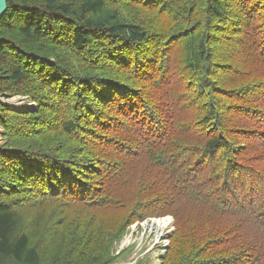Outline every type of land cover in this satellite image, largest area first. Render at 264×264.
<instances>
[{
	"label": "trees",
	"instance_id": "1",
	"mask_svg": "<svg viewBox=\"0 0 264 264\" xmlns=\"http://www.w3.org/2000/svg\"><path fill=\"white\" fill-rule=\"evenodd\" d=\"M15 96L0 264H150L111 250L166 216L161 264H264V0H7Z\"/></svg>",
	"mask_w": 264,
	"mask_h": 264
},
{
	"label": "rangeland",
	"instance_id": "2",
	"mask_svg": "<svg viewBox=\"0 0 264 264\" xmlns=\"http://www.w3.org/2000/svg\"><path fill=\"white\" fill-rule=\"evenodd\" d=\"M0 101H2V103L4 104H11L14 105L17 108H24L29 106L30 107H35V104L32 102H29L26 98L21 97V96H15V97H10V98H0ZM22 104V105H20ZM10 107V105H9ZM19 109V110H20ZM3 138H2V130L0 129V145L3 142ZM149 218L143 220L146 222H143L141 224H134V226H140L142 225V227L139 228H143L138 230L139 232H133V228L130 230V233L128 232L127 235H125V237L117 244V246H113L112 250L113 252L117 251L119 249V246L121 245V243L123 244H132L133 242L137 243V248H141V245L145 243V251L143 252L144 254L150 255V258L148 259L153 264H161V258L163 257L164 253H165V248H160V245L157 244V237L150 235L151 233L147 230V226L153 225L156 223V219H153V221H148ZM142 222V221H140ZM153 228H156V226H150ZM132 232V233H131ZM148 232V233H147ZM158 235L159 238L162 237V235H166V231L164 232V234L160 233V228L158 227ZM116 245V244H115ZM125 248V247H124ZM122 250V249H120ZM132 263V262H131ZM131 263H126V264H131Z\"/></svg>",
	"mask_w": 264,
	"mask_h": 264
},
{
	"label": "built area",
	"instance_id": "3",
	"mask_svg": "<svg viewBox=\"0 0 264 264\" xmlns=\"http://www.w3.org/2000/svg\"><path fill=\"white\" fill-rule=\"evenodd\" d=\"M0 98H2V97H0ZM1 103H2V101H0ZM4 104V103H3ZM7 106H9L10 105V107L11 108H17V107H14V105H11V104H6ZM29 107V106H28ZM28 107H25V108H28ZM30 108H34V107H30ZM159 220H162V219H156V221H159ZM148 221H153V219H149ZM143 222H146V221H142V222H136L137 224H141V223H143ZM136 223H134V224H136ZM134 224L133 225H131L130 227H129V229H128V232L130 233V230L133 228V232H139L138 230H140V229H143V228H139V227H142V225H140L139 227L138 226H134ZM156 226V228H153V227H150V226ZM150 226H147V230L151 233L150 235H153V236H155V237H157V244L158 245H160V247H159V249L160 248H167L168 247V244H169V241H168V237L171 235V233H172V231H173V228H172V222H171V220H170V222H169V226H168V228H167V230H166V235H162V237L161 238H159V235H158V227H159V223H155V224H153V225H150ZM132 233V232H131ZM148 233V232H147ZM131 244V243H130ZM130 244H123V243H121V245L119 246V249L117 250V251H115L114 253H118L119 251H120V249H123L124 247H126V246H128V245H130ZM145 245V243L144 244H142L141 245V248H142V246H144ZM117 246V244L115 245V247ZM131 264H133V263H131Z\"/></svg>",
	"mask_w": 264,
	"mask_h": 264
},
{
	"label": "bare ground",
	"instance_id": "4",
	"mask_svg": "<svg viewBox=\"0 0 264 264\" xmlns=\"http://www.w3.org/2000/svg\"><path fill=\"white\" fill-rule=\"evenodd\" d=\"M175 14V13H174ZM166 15H167V13H166ZM174 18V17H173ZM175 19V18H174ZM167 20V19H166ZM136 23V22H135ZM138 23V22H137ZM166 23V22H165ZM173 24V23H172ZM140 27V26H139ZM148 27V26H147ZM169 27V26H168ZM168 27H166V28H168ZM163 28V27H162ZM170 28V27H169ZM162 30V29H161ZM167 30V29H166ZM169 30V29H168ZM134 42V41H133ZM178 45V44H177ZM136 46V45H135ZM171 47V46H170ZM173 50H174V48H173ZM184 53V52H183ZM173 53H171V55H172ZM181 54H182V52H181ZM189 54V53H188ZM183 55V54H182ZM125 83V82H124ZM145 102V101H144ZM20 105H22V104H20ZM30 106V105H29ZM15 107V106H14ZM28 107V106H27ZM154 110H155V108H154ZM157 110V109H156ZM159 113V112H158ZM161 114V113H160ZM161 116V115H160ZM162 127V126H161ZM171 137V136H170ZM148 181V180H147ZM86 218V217H85ZM166 219H162V220H159V221H156L157 223H159V228H160V233H162V234H164V232L167 230V228H168V226H169V222H170V217H165ZM90 221V220H89ZM87 222H88V220H87ZM85 222H83V224H84ZM89 225V224H88ZM86 226V225H85ZM86 228H87V226H86ZM88 228H90V227H88ZM92 228H90L89 230H91ZM89 230L87 231V232H89ZM92 233H94V231L93 232H91V234ZM92 239V238H91ZM94 239V238H93Z\"/></svg>",
	"mask_w": 264,
	"mask_h": 264
},
{
	"label": "water",
	"instance_id": "5",
	"mask_svg": "<svg viewBox=\"0 0 264 264\" xmlns=\"http://www.w3.org/2000/svg\"><path fill=\"white\" fill-rule=\"evenodd\" d=\"M6 2L7 0H0V18L3 16V14L6 11Z\"/></svg>",
	"mask_w": 264,
	"mask_h": 264
}]
</instances>
